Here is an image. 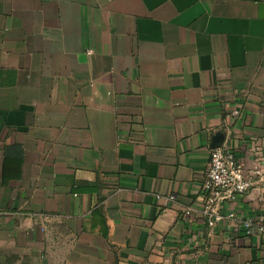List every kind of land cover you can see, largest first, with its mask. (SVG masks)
I'll list each match as a JSON object with an SVG mask.
<instances>
[{
  "label": "crops",
  "instance_id": "0c3cea01",
  "mask_svg": "<svg viewBox=\"0 0 264 264\" xmlns=\"http://www.w3.org/2000/svg\"><path fill=\"white\" fill-rule=\"evenodd\" d=\"M263 136L264 0H0V264H264Z\"/></svg>",
  "mask_w": 264,
  "mask_h": 264
},
{
  "label": "built area",
  "instance_id": "2783aa9c",
  "mask_svg": "<svg viewBox=\"0 0 264 264\" xmlns=\"http://www.w3.org/2000/svg\"><path fill=\"white\" fill-rule=\"evenodd\" d=\"M228 116L236 120L240 117V112L232 109ZM248 155L253 160L254 173L264 179V136L261 140L251 143ZM253 184L251 175L247 173L244 164L236 158L231 146L222 145L212 149L205 177L200 184L203 201L199 215L206 220L207 226L215 227L231 220L233 214L221 213L222 204L245 194ZM165 200L171 202L174 197L169 196ZM194 214L193 209L187 208L184 211V218L190 219ZM252 225L251 219H246L243 223L245 229H250ZM258 229L264 232V226H259Z\"/></svg>",
  "mask_w": 264,
  "mask_h": 264
}]
</instances>
